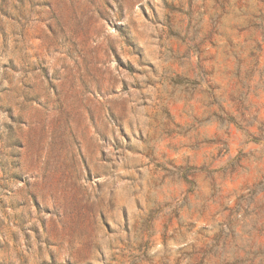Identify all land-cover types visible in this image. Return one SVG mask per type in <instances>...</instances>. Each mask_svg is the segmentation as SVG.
<instances>
[{
  "label": "rangeland",
  "instance_id": "rangeland-1",
  "mask_svg": "<svg viewBox=\"0 0 264 264\" xmlns=\"http://www.w3.org/2000/svg\"><path fill=\"white\" fill-rule=\"evenodd\" d=\"M0 264H264V0H0Z\"/></svg>",
  "mask_w": 264,
  "mask_h": 264
}]
</instances>
